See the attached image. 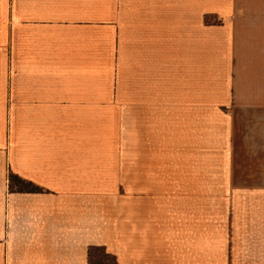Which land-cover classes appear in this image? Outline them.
Returning <instances> with one entry per match:
<instances>
[{"label":"crops","instance_id":"1","mask_svg":"<svg viewBox=\"0 0 264 264\" xmlns=\"http://www.w3.org/2000/svg\"><path fill=\"white\" fill-rule=\"evenodd\" d=\"M94 248L264 264V0H0V264Z\"/></svg>","mask_w":264,"mask_h":264},{"label":"trees","instance_id":"2","mask_svg":"<svg viewBox=\"0 0 264 264\" xmlns=\"http://www.w3.org/2000/svg\"><path fill=\"white\" fill-rule=\"evenodd\" d=\"M12 181L16 185L17 191L18 192H40V189L35 186L34 184L30 182L23 181L19 179L18 177H13ZM101 252L103 256H101L97 261L94 258L93 252ZM109 259V263L102 262L103 259ZM89 263L90 264H116V259L110 255L109 253L106 252L104 248H94L90 251L89 253Z\"/></svg>","mask_w":264,"mask_h":264},{"label":"rangeland","instance_id":"3","mask_svg":"<svg viewBox=\"0 0 264 264\" xmlns=\"http://www.w3.org/2000/svg\"><path fill=\"white\" fill-rule=\"evenodd\" d=\"M115 114H116V112H114V111L111 110V111H110V115H109V117H108V119H107L109 125H110L111 127H113V128L116 126L117 121H118V119L115 117ZM114 142H116V141H115V135H113V134L110 132V143H109V145H110V148H109V158H110V163H112L111 161L114 159V154H115V150L112 149V145H113ZM110 166H111V164H110ZM12 184H13L14 188H16V185L14 184L13 181H12ZM114 185H115L114 182L109 181V183H108V188L111 189L112 186H114ZM16 189H17V188H16ZM93 254H94V258L96 259V261H97L101 256H103V254H102L101 252H97V251H94ZM102 262L109 263L110 260L104 258V259L102 260Z\"/></svg>","mask_w":264,"mask_h":264}]
</instances>
